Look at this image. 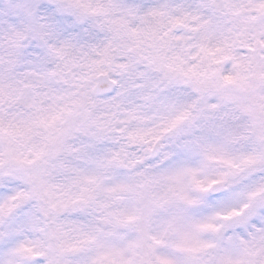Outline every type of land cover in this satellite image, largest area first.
I'll return each mask as SVG.
<instances>
[{
    "label": "snow or ice",
    "instance_id": "snow-or-ice-1",
    "mask_svg": "<svg viewBox=\"0 0 264 264\" xmlns=\"http://www.w3.org/2000/svg\"><path fill=\"white\" fill-rule=\"evenodd\" d=\"M0 264H264V0H0Z\"/></svg>",
    "mask_w": 264,
    "mask_h": 264
}]
</instances>
